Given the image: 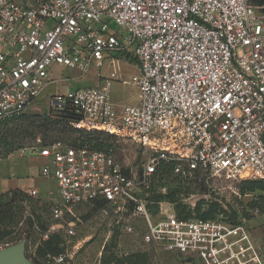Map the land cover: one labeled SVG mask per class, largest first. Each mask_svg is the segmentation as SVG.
Here are the masks:
<instances>
[{"label": "built area", "instance_id": "obj_1", "mask_svg": "<svg viewBox=\"0 0 264 264\" xmlns=\"http://www.w3.org/2000/svg\"><path fill=\"white\" fill-rule=\"evenodd\" d=\"M118 53L135 58L139 92V105L121 110L110 99ZM105 61L109 78L54 93L52 113L69 110L73 129L130 143L147 159L134 174L111 152L60 141L21 149L20 157L42 160L39 177L56 182L52 219L103 202V214L128 209L145 223V245L200 264H259L244 223L181 220L162 207L153 221L141 194L165 167L181 182L264 181V0H0V121L24 114L62 82L52 78L54 67L83 76ZM56 227L33 225L43 243ZM62 230L75 236L71 225Z\"/></svg>", "mask_w": 264, "mask_h": 264}, {"label": "rangeland", "instance_id": "obj_2", "mask_svg": "<svg viewBox=\"0 0 264 264\" xmlns=\"http://www.w3.org/2000/svg\"><path fill=\"white\" fill-rule=\"evenodd\" d=\"M117 63L120 81L111 83V102L119 110L126 106H138L139 92L131 81L132 77L137 76V65L123 58L117 60ZM112 71L113 68L107 61L98 71L92 67L83 76L74 70L56 67L53 79L66 80L69 85L67 91L73 92L96 86L102 78H109ZM122 80L127 83H121ZM63 88V84L57 83L56 86L45 90L22 117L8 124H0V192L13 186L36 187L38 191L35 198H30L26 191H21L24 196L20 197L17 207L15 204L10 207L2 206L8 203L12 192L0 194V212L7 210L11 212L5 217L0 214V254L18 248L23 264H48L46 254L49 250H55L56 255L53 256L61 255L64 259L63 264H99L102 249L113 242L114 253L119 257L145 253L151 259L150 264H200L181 255L143 244L141 238L146 225L133 217L128 209H108L107 214H103L101 209L94 210L91 205H86L72 208L70 213L62 209L63 218L58 221L52 219L51 205L59 203L56 182L39 177L40 165L28 158V155L20 157L19 151L33 148L37 141L45 143L52 139H60L64 144H71L76 139V134L46 120L48 114H53L50 97L55 89L65 93ZM106 144L112 148L114 158L127 172L137 173L147 159V155L140 148L122 140L108 139ZM240 183L231 178L216 177L203 179L200 183L190 182L183 185L167 177L154 182L148 193L143 191L141 197L145 199L152 194L166 196L177 189L175 204L166 199L148 203L153 221L159 218L161 207L163 211H172L175 214L179 204L185 207V212H192L197 206L204 212L210 205L214 206L215 218H231L245 224L258 262L264 264V219L260 213L248 209L252 195L241 196ZM30 214L38 217L46 228L58 226L51 246H46L40 234L32 226H28L25 216L29 217ZM19 221H24L23 225H20ZM68 225H71L75 232V236L71 238L62 230ZM250 264L257 263L250 261Z\"/></svg>", "mask_w": 264, "mask_h": 264}, {"label": "trees", "instance_id": "obj_3", "mask_svg": "<svg viewBox=\"0 0 264 264\" xmlns=\"http://www.w3.org/2000/svg\"><path fill=\"white\" fill-rule=\"evenodd\" d=\"M122 58L127 62H131L134 64L136 63L135 58L131 55L124 54V53H118L115 56V59H117V60L122 59ZM22 116H23V114L16 117V118H13V119L0 121V124L11 123V122L19 119ZM46 118H47L46 120L49 123L56 124L60 128L66 129V130L77 135L76 139H74V141H72L73 143H71V144L65 143L66 146L72 147V148L86 147L90 150H94V151H98V152H111L113 154L112 148L106 144V141H108V139H114V137L104 135L101 133H87L84 131L75 130L69 126V122L71 120L76 119L75 113H72L71 111L66 110L65 112L57 114V115L48 114L46 116ZM101 138H103L102 141H101ZM104 139H105V141H104ZM54 141L62 142L60 139H54V140L52 139V140H49L45 143L40 142V144H41V146H46L49 143L54 142ZM167 177L173 178V181H176L179 184L184 185V184L190 183V182H181L180 180L175 178L172 175L170 167H165V168L161 169L160 172L158 173V176H157L155 182L157 180H160V179L162 180V179L167 178ZM200 182H202V181H194V183H200ZM176 190L169 192L166 196H161V195L155 196V194H152L151 197L150 196L146 197L145 200L147 201V203H149L151 201L157 203L160 200L166 199L170 203L175 204L177 202L176 196L178 193V191H176ZM10 192H12V193H11V197L8 200V203H6L2 206L10 207L11 205L15 204L17 207V203H18L20 197H23L24 194H22L20 190H13ZM239 193L241 196L252 195V199H251L250 203L248 204V209L260 213L264 219V181L241 182L239 184ZM104 204L105 203H103V202H96L95 204L92 205V208L94 210H100L104 207ZM215 210H216L215 207L210 205L204 212L200 211L199 206H197L192 212H190V211L185 212V207L184 206L181 207V205L179 204V205H177L175 216L181 220H188V219H196V220H201V221L219 220V221H223L226 223H231L233 225H237V224L242 223L236 219H231V218H227V219L222 218V217L215 218ZM0 214L4 215V217H5L8 214H11V212H10V210H7L4 212H0ZM245 216H247V215H245ZM234 218H235V215H234ZM25 221L28 222V226H32V227L35 223L40 232H45L48 229V228L44 227V225H42L40 223V221L38 220V217H35L33 214H30L29 217H26ZM53 238L54 237L52 236L50 238V240L44 244L46 246H51ZM14 249L19 253L18 256L20 258V250L18 248H14ZM114 249H115V245L113 242L110 245L104 246V248L102 249L101 255H100L99 264H150L151 263V259L145 253H133V254H129V255L119 257V256L115 255ZM54 252H55V250H49L48 251V253H50L52 255H56ZM185 258H187L189 261L195 260V259H191L188 257H185ZM195 261H197V260H195ZM197 262H199V261H197Z\"/></svg>", "mask_w": 264, "mask_h": 264}, {"label": "crops", "instance_id": "obj_4", "mask_svg": "<svg viewBox=\"0 0 264 264\" xmlns=\"http://www.w3.org/2000/svg\"><path fill=\"white\" fill-rule=\"evenodd\" d=\"M55 68L56 67H54L53 69H52V78H53V71L55 70ZM75 72H77L78 74H80L81 76H82V74L79 72V71H77V70H74ZM59 83H61V84H63V89L67 92V90H68V87H69V85H68V82L66 81V80H63L62 82H59ZM52 86H56V84H54V85H50L49 87H47V89L46 90H48L50 87H52ZM49 93V92H48ZM54 93H64V92H61V91H59V90H57V89H55V91H54ZM53 93V94H54ZM49 95H50V93H49ZM28 158H30L31 160H34V161H36V163L38 164V165H41L42 164V160H40L38 157H36V156H28ZM30 189H35V190H37V188L36 187H23V186H13V187H9L8 189H6V190H4V191H2V192H0V194L1 193H5V192H9V191H13V190H20V191H28V190H30ZM38 192V191H37Z\"/></svg>", "mask_w": 264, "mask_h": 264}, {"label": "water", "instance_id": "obj_5", "mask_svg": "<svg viewBox=\"0 0 264 264\" xmlns=\"http://www.w3.org/2000/svg\"><path fill=\"white\" fill-rule=\"evenodd\" d=\"M19 253L15 249H11L0 254V264H23L19 258Z\"/></svg>", "mask_w": 264, "mask_h": 264}]
</instances>
